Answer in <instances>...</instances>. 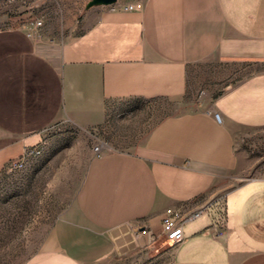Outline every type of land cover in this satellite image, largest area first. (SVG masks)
Wrapping results in <instances>:
<instances>
[{
  "label": "crops",
  "instance_id": "0c3cea01",
  "mask_svg": "<svg viewBox=\"0 0 264 264\" xmlns=\"http://www.w3.org/2000/svg\"><path fill=\"white\" fill-rule=\"evenodd\" d=\"M132 4L86 9L61 41L0 28V171L61 118L86 128L114 102L181 100L192 70L246 74L159 120L134 151L91 154L24 264H109L163 236V212L182 204L205 212L183 225L166 264H264V159L251 170L247 148L264 136V0Z\"/></svg>",
  "mask_w": 264,
  "mask_h": 264
},
{
  "label": "rangeland",
  "instance_id": "374dc122",
  "mask_svg": "<svg viewBox=\"0 0 264 264\" xmlns=\"http://www.w3.org/2000/svg\"><path fill=\"white\" fill-rule=\"evenodd\" d=\"M88 1L0 0V28L20 27L37 39L61 41L79 31ZM139 1L116 0L117 5ZM38 20L40 25H36ZM221 72L218 66L189 72L187 91L181 100L114 102L99 125L81 128L61 118L45 129L37 156L28 159L21 169L10 171L4 167L0 171V264H24L47 244L52 222L71 201L94 146L101 145L102 151L132 152L159 120L173 112L201 106L203 90L209 92L205 103L211 101L235 78L246 74L245 69L231 77ZM262 137L247 146L254 171L262 169ZM173 251L174 247L158 236L109 264H166Z\"/></svg>",
  "mask_w": 264,
  "mask_h": 264
},
{
  "label": "built area",
  "instance_id": "2783aa9c",
  "mask_svg": "<svg viewBox=\"0 0 264 264\" xmlns=\"http://www.w3.org/2000/svg\"><path fill=\"white\" fill-rule=\"evenodd\" d=\"M116 8L123 10H132V3L118 4L115 2ZM41 21L38 20L36 25H40ZM214 117L219 120V114L214 112ZM94 153L98 154L102 151L101 145H96L93 148ZM41 151L40 147L27 148L17 158L10 160L6 163L5 168L8 170L21 169L28 159L37 156ZM205 212V207L200 206L191 208L190 205L182 204L178 207L167 208L161 216V230L164 239L174 247V249L183 241V225L188 221L200 216Z\"/></svg>",
  "mask_w": 264,
  "mask_h": 264
},
{
  "label": "water",
  "instance_id": "95a60500",
  "mask_svg": "<svg viewBox=\"0 0 264 264\" xmlns=\"http://www.w3.org/2000/svg\"><path fill=\"white\" fill-rule=\"evenodd\" d=\"M116 2V0H89L86 5L85 9H88L93 6H106V5H112Z\"/></svg>",
  "mask_w": 264,
  "mask_h": 264
}]
</instances>
